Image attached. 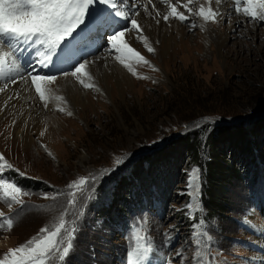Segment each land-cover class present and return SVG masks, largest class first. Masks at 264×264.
<instances>
[{
    "label": "rangeland",
    "instance_id": "374dc122",
    "mask_svg": "<svg viewBox=\"0 0 264 264\" xmlns=\"http://www.w3.org/2000/svg\"><path fill=\"white\" fill-rule=\"evenodd\" d=\"M135 1L140 4L131 12L138 7L139 17L149 23H161L164 29L173 25L176 64L165 65L156 52L147 50L143 31L108 15L114 11L110 7L97 6L100 14L67 44L73 55L69 54L64 70L47 74L56 75L59 82L47 85L46 100L40 99L32 83L11 89L13 83L6 82L8 95L0 99V154L13 167L3 176L28 194L20 196L23 206L9 208L0 201L6 216L18 214L11 230L0 229V258L45 226H53L70 191H75L68 187L72 181L94 177L91 190L76 192L79 230L65 264H127V251L145 233L152 247L146 264L168 260L196 264V232L203 233L200 250L210 264H262L264 21L236 12V4L227 8L229 0L212 5L221 13L220 21L207 25L202 19L205 28L195 15L200 4L208 7L205 0H194L189 14L178 7L189 16L184 22L177 18L165 22L168 5L161 0H155L159 2L154 10L148 0H117V4L122 8ZM238 6L247 5L241 0ZM126 27L124 42H131L152 62L130 61L138 75L122 95L112 66L133 74L110 54L107 37ZM217 32L224 37L223 46L217 42ZM84 59L92 62L89 66L99 63L97 72L86 69L93 80L82 77L94 88L62 75ZM25 72L24 78L31 73ZM6 83L0 80V88ZM19 102L27 106L14 113ZM211 138L221 150L213 152L219 161L211 158ZM185 141H193L194 147H186ZM212 164L219 171L215 177ZM57 193L55 201L45 196ZM190 203L201 210L188 209Z\"/></svg>",
    "mask_w": 264,
    "mask_h": 264
},
{
    "label": "snow or ice",
    "instance_id": "6c2138e0",
    "mask_svg": "<svg viewBox=\"0 0 264 264\" xmlns=\"http://www.w3.org/2000/svg\"><path fill=\"white\" fill-rule=\"evenodd\" d=\"M120 2L122 3V0ZM161 2L169 5V11L162 17L165 22L170 18H177L182 22L189 20V16L178 10L177 4L172 3V0H161ZM220 2L221 0H205L208 7L200 4L195 15L201 17L206 23L218 22L221 13L212 5ZM177 3L181 4L189 13L193 12L192 7L189 5H192L194 0H177ZM240 3L241 0H235L237 7L234 10L236 12L242 11L244 15L252 20L264 21V0H244L247 6L243 9L238 6ZM148 4L153 9L156 8L153 0H148ZM97 6L110 7L114 11L109 12L108 15L127 20L132 29L143 31L139 22L134 18L140 14L138 7L135 12H131V10L124 11L118 7L117 0H0V79L8 77L12 83H15V74H18L20 69V58L30 48L37 49L36 55L41 58L39 60L41 66H48L58 51H61L63 46L70 44L78 31L83 30L82 26L87 27V22L100 14ZM144 8L147 11V5H144ZM157 15H159V10H157ZM157 23H159V20ZM127 31H129L127 27L113 30L108 35L107 42L110 45V54H114L116 60L126 67L129 72L138 75L130 61L135 59L137 62L143 61L145 64H150V61L135 48L124 42ZM143 39L147 50L155 52V48L148 45V38L145 36ZM40 48H43L44 51H39ZM90 63L92 62L86 59L81 60L74 65L70 73L63 72L62 75H72L85 88H94L93 83H86L82 78L87 76L89 81L94 79L86 71ZM155 70L158 71V69ZM28 75L31 77V83L34 85L40 99L46 100V93L49 92L47 85L54 83L57 77L54 75H40L38 72L34 75L28 73ZM20 78L23 79L24 77L21 76ZM143 78L146 79L147 77ZM7 86V84H4L0 88V92L4 91ZM57 99L63 98L58 97ZM45 107H47L46 103ZM60 110L63 111L64 109ZM68 115H72V113L68 112ZM12 167L3 154H0V201L7 203L9 208L13 204L23 206L20 196L21 194H28L14 181H10L3 176L5 169H12ZM196 171L194 169L193 173ZM94 179V177H80L78 180L72 181L68 187L70 190L75 191H70L69 199L63 206V211L55 218L53 226L51 228L45 226L36 237H32L24 244L9 249L8 252L3 254V258H0V264H65L66 258L73 248L76 233L79 230L77 217L81 213L76 208L78 203L76 192L83 193L85 190H91L90 186L94 183ZM189 185L194 187L191 179ZM45 196L55 201L59 193L45 194ZM186 207L190 210L193 208L201 210L200 206L194 203H190ZM17 216L18 214L6 216L3 211H0V229L7 228L11 230L17 221ZM201 235H203L201 232L195 233L197 250L194 252L193 259L196 264H210V261L205 259L206 253L200 250L203 243L199 239ZM151 251L152 247L147 233L143 236H137L134 247L126 253L127 264H146ZM177 255L181 256V259H186L182 252H178ZM166 264H171V261H166Z\"/></svg>",
    "mask_w": 264,
    "mask_h": 264
},
{
    "label": "bare ground",
    "instance_id": "6f19581e",
    "mask_svg": "<svg viewBox=\"0 0 264 264\" xmlns=\"http://www.w3.org/2000/svg\"><path fill=\"white\" fill-rule=\"evenodd\" d=\"M177 1V0H176ZM222 1V0H221ZM226 0H224L225 2ZM159 2V1H157ZM155 0H153V3H157ZM172 3H176L177 4V8L181 6V4H178L177 2H174V0L172 1ZM138 4H140V1H135V2H130V3H125L124 7H122L121 9L126 11V7L129 8V10H133L134 7L138 6ZM204 4V3H203ZM235 4V0H229V2L227 3V8H231L233 7L232 5ZM163 6V4H161ZM160 5V7H162ZM198 5V4H197ZM218 6V5H217ZM220 6V5H219ZM223 6V5H222ZM150 8V7H149ZM165 8V7H163ZM128 10V9H127ZM154 10V9H153ZM151 10V11H153ZM179 10V9H178ZM169 11V5L167 6V12ZM219 11V10H218ZM146 12V11H145ZM189 14V12H188ZM140 15V14H139ZM139 15H137V17L135 18L139 24L141 25V23L143 22V25H144V30H143V37H147L148 40L150 41V45L151 47L155 48V52H156V57L163 61L164 64H169V63H172V64H176L178 62V59H177V54L175 53L174 51V35L172 33V30H173V25H170L169 28L167 29H164V26L159 23V25H155L153 23H149L147 20L143 19L142 16L139 17ZM221 17V16H220ZM148 18V17H147ZM152 19V18H151ZM220 19V18H219ZM194 20V19H193ZM239 20H243L244 21V16H241L239 17ZM126 21V20H125ZM220 20H218L219 22ZM153 22V21H152ZM180 22V21H179ZM192 22V21H191ZM197 22V21H196ZM199 22H200V26H204L205 28V24L203 23V20L202 18L200 17L199 19ZM205 22V21H204ZM156 23V22H155ZM211 23V22H210ZM207 25L209 24L208 22L206 23ZM120 26V25H119ZM142 27V26H141ZM178 27V25L176 26ZM209 27V26H208ZM213 27V26H212ZM142 28V29H143ZM177 29V28H176ZM178 30V29H177ZM208 30V29H206ZM209 31V30H208ZM171 32V33H170ZM211 32V31H210ZM177 33V32H176ZM180 34V33H179ZM209 35L211 36V34L209 33ZM217 35V42L220 46H223L225 44L224 42V37L219 33L217 32L216 33ZM128 38V37H127ZM126 39V33H125V37H124V40ZM130 39V38H129ZM184 39V38H183ZM207 42L211 43V39H206ZM176 43V42H175ZM213 43V42H212ZM73 44V43H72ZM130 45L132 47V43L130 42ZM97 47V46H96ZM217 47V46H216ZM41 49V48H40ZM39 49V51H40ZM62 52L60 53H57V55H55L53 58H52V61H55V57H57V61L59 62L58 63V66L57 68L61 71V68L66 64H68V59H69V54L73 55L72 52H70V50L68 49V46L66 45V47L63 46L62 48ZM68 49V50H67ZM218 50V49H217ZM221 50V49H220ZM218 50V51H220ZM139 51V50H138ZM36 52L37 50H35L34 48H30L28 51H26V53L24 55L21 56L20 58V69H19V73L18 74H15V77H16V80H15V83H13L12 86H10L11 89H20L22 87H24L25 85H28L29 86V83L31 84V80L29 79L28 75H26V78H23V79H20V77L23 75V74H26L27 72H25L27 69L31 71L32 74H36V72H38L39 74H42V75H47V74H50L51 72H48V73H45L43 71V68H45L46 70V67L44 66H41V64L39 63V59H37V55H36ZM59 52V51H58ZM81 53V52H80ZM224 54V53H223ZM84 55H87V52H85ZM71 57V56H70ZM79 57V56H78ZM148 61L152 62L149 57L147 56H144ZM89 58V57H88ZM87 58V59H88ZM113 58V57H112ZM112 58H110L112 60ZM86 59V60H87ZM108 59V58H107ZM63 62V64H62ZM65 62V64H64ZM114 62V61H113ZM141 62V61H140ZM106 63V62H105ZM131 63V62H130ZM143 64H145L143 62ZM99 65V63L94 67V65L92 64L91 66H87V69L90 68L91 72L93 71H96L95 70L97 68V66ZM114 66V65H113ZM112 66V69L114 70V80H115V83H116V86L120 92V94L123 95L124 91L123 89H125L126 87H131L133 86L136 82H135V75H132V77L125 73L121 68L119 67H113ZM116 66V65H115ZM110 69H111V66H109ZM135 67V65H134ZM133 67V68H134ZM163 69V68H162ZM64 70V69H63ZM164 70V69H163ZM63 72V71H62ZM107 72V71H106ZM112 72V71H111ZM56 76V75H55ZM72 76V75H71ZM62 76L60 75V78ZM67 78V77H66ZM20 79V80H19ZM58 79V77H57ZM0 80H4L5 83L11 82L10 78L8 77H5L4 79H0ZM63 80V78H62ZM59 82V80H57ZM97 82V81H96ZM4 83V82H3ZM6 83V84H7ZM22 83H24L23 85H21ZM56 83V81H55ZM3 85V84H2ZM31 86V85H30ZM107 89V88H105ZM105 89H104V93L105 92ZM5 90V89H4ZM103 90V89H102ZM101 90V91H102ZM22 91V90H21ZM3 94H6L8 95V91H2L0 92V99L4 100L2 97ZM19 94V93H18ZM107 95V94H105ZM11 96V95H10ZM9 96V97H10ZM74 96H77V95H74ZM108 96V95H107ZM13 97V96H12ZM17 97V96H16ZM7 98V96H6ZM5 98V99H6ZM77 98V97H76ZM27 101H25L26 103ZM35 103V102H34ZM17 108L14 110V113H19L20 112V109L21 107H26L27 104H24L21 102L18 103V105H16ZM34 105H32L33 107ZM97 115V114H96ZM20 136V135H18ZM26 138H27V135H26ZM264 264V262L262 263Z\"/></svg>",
    "mask_w": 264,
    "mask_h": 264
},
{
    "label": "trees",
    "instance_id": "16d2710c",
    "mask_svg": "<svg viewBox=\"0 0 264 264\" xmlns=\"http://www.w3.org/2000/svg\"><path fill=\"white\" fill-rule=\"evenodd\" d=\"M213 138H211L210 139V141H209V143H208V146L210 147V149H211V152H212V155L213 156H211V158H213L216 154L215 153H213V152H220L221 150H220V148L219 147H217L216 145H215V142L212 140ZM185 144H186V147H194V144H193V141H185ZM189 149V148H188ZM198 149V147H196V150H194V151H192L193 152V154L194 155H196L197 154V152L196 151H198L197 150ZM189 151L191 152V150L189 149ZM214 160H216V161H219L218 160V157H214ZM212 161V160H211ZM213 166L212 167H215V168H213V170H212V174H213V176L215 177V175L216 174H219V171H217L216 170V165H214V164H212ZM222 165L221 166H219V169L220 170H222ZM225 168H226V166L223 168V171H225ZM213 176H211V177H213ZM216 181V180H215ZM218 193V192H217ZM213 206H214V204H213Z\"/></svg>",
    "mask_w": 264,
    "mask_h": 264
}]
</instances>
